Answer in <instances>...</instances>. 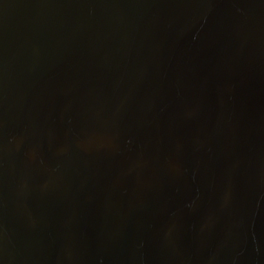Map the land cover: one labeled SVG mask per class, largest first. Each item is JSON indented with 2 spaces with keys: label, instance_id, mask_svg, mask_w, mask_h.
Segmentation results:
<instances>
[{
  "label": "water",
  "instance_id": "1",
  "mask_svg": "<svg viewBox=\"0 0 264 264\" xmlns=\"http://www.w3.org/2000/svg\"><path fill=\"white\" fill-rule=\"evenodd\" d=\"M0 264H264V0H0Z\"/></svg>",
  "mask_w": 264,
  "mask_h": 264
}]
</instances>
